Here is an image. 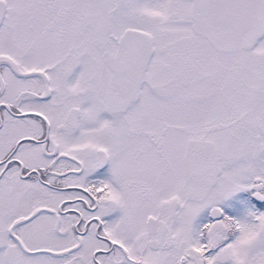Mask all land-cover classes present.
Returning <instances> with one entry per match:
<instances>
[{"label": "snow or ice", "instance_id": "6c2138e0", "mask_svg": "<svg viewBox=\"0 0 264 264\" xmlns=\"http://www.w3.org/2000/svg\"><path fill=\"white\" fill-rule=\"evenodd\" d=\"M0 264H264V0H0Z\"/></svg>", "mask_w": 264, "mask_h": 264}]
</instances>
